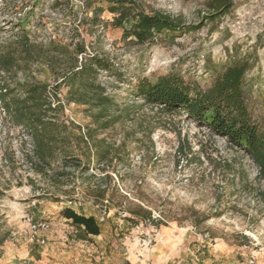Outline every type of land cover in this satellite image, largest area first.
<instances>
[{
	"label": "rangeland",
	"instance_id": "374dc122",
	"mask_svg": "<svg viewBox=\"0 0 264 264\" xmlns=\"http://www.w3.org/2000/svg\"><path fill=\"white\" fill-rule=\"evenodd\" d=\"M87 1L0 0V44L18 33L21 24L30 28V38L37 42L83 37L112 63L110 72H101L98 80L118 109L134 102L132 87L142 78L154 81L173 73L205 89L228 64L240 62L246 65L242 82L249 118L264 123V0H233L228 11L214 20L206 17L212 13L210 0H137L146 12H165L199 26L174 41L150 44L123 41L121 30L110 25L92 27V34L82 31L81 25V36L74 35L84 14L91 15ZM111 17L107 11L101 14L104 20ZM31 71L54 84L45 66L33 64ZM12 76L0 75V85ZM16 78L23 80L24 74L18 72ZM65 92L62 88L60 97ZM136 102L128 116L105 127H96L84 106L64 102L60 118L80 126L82 133L90 132L93 141L88 136V144L78 147L80 163L58 159L43 170L35 165L24 129L0 107V226L7 233L0 246V264H116L117 259L134 260L136 248L152 249L161 235L164 243L174 238L170 260L177 264H264L258 166L247 153L230 146L224 137L211 135L186 113L167 115L159 107ZM94 144L110 148V162L96 158ZM66 206L96 217L100 236L84 243L95 250L93 257L76 261L49 255L51 249L59 254L81 241L60 213ZM30 208L51 222L46 246L23 236L20 217ZM138 208L145 213L136 214ZM138 223L142 229L131 240ZM146 263L155 264L152 259Z\"/></svg>",
	"mask_w": 264,
	"mask_h": 264
},
{
	"label": "trees",
	"instance_id": "16d2710c",
	"mask_svg": "<svg viewBox=\"0 0 264 264\" xmlns=\"http://www.w3.org/2000/svg\"><path fill=\"white\" fill-rule=\"evenodd\" d=\"M232 3L233 0H210L208 6L212 13L206 17L214 20L218 13L225 14ZM85 8L92 9L91 15L84 14L73 29L77 37L81 36V25L82 31L88 34H92V27L110 25L121 30L123 41L150 44L161 39L174 41L179 34L199 27L165 12H146L139 8L137 0H98L96 5L89 0ZM104 11L112 15L110 20L101 18ZM30 33V28L21 24L18 33L0 44V75H14L1 82L0 107L30 138L38 169L43 170L58 159L80 163L78 147L81 143L88 144V136L93 141L90 132L82 133L80 126L60 118L64 102L84 106L83 111L96 127H105L128 116L129 109L140 101L139 106L159 107L167 115L184 112L196 125L206 127L211 135L224 137L230 146L247 153L258 166L257 179L262 181L258 195L264 203V123L259 125L249 118L242 82L245 64H228L205 89L173 73L154 81L142 78L132 87L134 102L118 109L113 96L98 80L101 72L108 73L112 68L104 52L92 50L83 37L78 40L74 36L49 37L37 42L30 38ZM33 64L46 67L54 81L52 86L33 75ZM18 72L24 74L23 80L16 78ZM62 88L66 92L60 97ZM94 149L98 160L111 161L108 146L100 149L94 144ZM138 209L136 214L145 213L143 208ZM60 213L70 221L80 240L101 233L94 215L79 213L69 206L62 208ZM149 214L147 212L148 217ZM6 238L7 233L0 226V246Z\"/></svg>",
	"mask_w": 264,
	"mask_h": 264
},
{
	"label": "crops",
	"instance_id": "0c3cea01",
	"mask_svg": "<svg viewBox=\"0 0 264 264\" xmlns=\"http://www.w3.org/2000/svg\"><path fill=\"white\" fill-rule=\"evenodd\" d=\"M43 217V216H40ZM101 229V228H100ZM99 235L97 236H91V238L95 239L96 237H99ZM159 240L154 247H152V249H146L145 248H141V249H137L135 250V252H137V254L135 255V259L131 260L130 258H125V260L127 261H119L118 259L116 260V264H145L147 262V259L150 260L152 259V261L155 262V264H177L175 263V261L170 260V256L172 254L173 250V245L175 244V240L174 238H172V242L170 243H164V239L163 236H159ZM96 240H94L95 242ZM163 241V242H162ZM84 243H87L85 240H81L79 241V243L77 244V247H75L74 249L67 247L69 246L68 244H65L67 248H64L61 252L55 253L53 249L52 252H50V256L53 255L55 257H63L66 259H68L69 257H74V259L76 261H78L80 258H82L80 261H82L83 259H86L89 256L93 257V252L95 250H89L88 246ZM58 244V243H57ZM53 245V243L51 244V246ZM179 243L175 246L176 248L179 247L178 246ZM87 246V247H86ZM145 246H147L145 244ZM80 247V248H79ZM179 249V248H177ZM71 250H75V251H71ZM169 250H172L171 252ZM170 253V254H168ZM133 255L135 253H132ZM52 256V257H53ZM105 264V263H104Z\"/></svg>",
	"mask_w": 264,
	"mask_h": 264
},
{
	"label": "built area",
	"instance_id": "2783aa9c",
	"mask_svg": "<svg viewBox=\"0 0 264 264\" xmlns=\"http://www.w3.org/2000/svg\"><path fill=\"white\" fill-rule=\"evenodd\" d=\"M20 218L21 225L23 226L24 238L28 242L36 244L39 247L46 246L49 241V235L52 231L51 222L46 218L38 217L31 208L24 210ZM100 220H103V217H101ZM141 229L142 223L136 224L133 228L134 231L129 235V239L136 240ZM250 262H253V260Z\"/></svg>",
	"mask_w": 264,
	"mask_h": 264
}]
</instances>
